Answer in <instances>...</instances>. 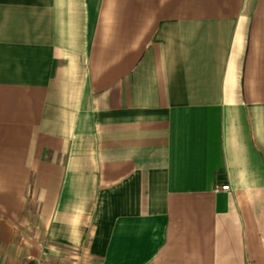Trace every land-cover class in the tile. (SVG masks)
<instances>
[{"label": "crops", "instance_id": "1", "mask_svg": "<svg viewBox=\"0 0 264 264\" xmlns=\"http://www.w3.org/2000/svg\"><path fill=\"white\" fill-rule=\"evenodd\" d=\"M0 264H264V0H0Z\"/></svg>", "mask_w": 264, "mask_h": 264}, {"label": "built area", "instance_id": "2", "mask_svg": "<svg viewBox=\"0 0 264 264\" xmlns=\"http://www.w3.org/2000/svg\"><path fill=\"white\" fill-rule=\"evenodd\" d=\"M222 189L223 190H229L230 189V186L229 185L223 186Z\"/></svg>", "mask_w": 264, "mask_h": 264}]
</instances>
